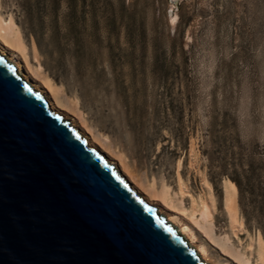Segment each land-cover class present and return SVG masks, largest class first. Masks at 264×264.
<instances>
[{
	"label": "rangeland",
	"instance_id": "obj_1",
	"mask_svg": "<svg viewBox=\"0 0 264 264\" xmlns=\"http://www.w3.org/2000/svg\"><path fill=\"white\" fill-rule=\"evenodd\" d=\"M0 14L19 27L32 78L42 85L40 64L62 87L61 103L77 101V124L137 181L165 183L177 198L181 177L188 215L193 200L211 196L212 238L161 204L210 259L247 264L240 251L260 263L264 0H0ZM226 192L240 223L230 221Z\"/></svg>",
	"mask_w": 264,
	"mask_h": 264
},
{
	"label": "water",
	"instance_id": "obj_2",
	"mask_svg": "<svg viewBox=\"0 0 264 264\" xmlns=\"http://www.w3.org/2000/svg\"><path fill=\"white\" fill-rule=\"evenodd\" d=\"M157 209L0 53V264H204Z\"/></svg>",
	"mask_w": 264,
	"mask_h": 264
},
{
	"label": "bare ground",
	"instance_id": "obj_3",
	"mask_svg": "<svg viewBox=\"0 0 264 264\" xmlns=\"http://www.w3.org/2000/svg\"><path fill=\"white\" fill-rule=\"evenodd\" d=\"M175 21L176 16H171V22L174 23ZM0 53L14 63L16 70L20 72L25 80L31 83L34 89L42 93L51 110L63 115L65 119H69L70 124L75 127L82 136H84L87 145L100 151L101 154H103L108 160V162L113 164L115 168H117V170L126 178L133 189H135L147 202H149L151 205H155L158 208V212L163 214L166 220L177 228L178 232L184 236V238L192 247H194L195 252L199 254L204 262L207 264H231L221 260L210 259L206 245L203 242L197 241V237L193 229L187 225V223H185L181 217L178 216L179 214L176 215L175 213H164L163 206L161 207L162 204L170 210L176 211L185 216L187 215L188 219H190L191 222L196 225L199 224L198 222H200L203 225V232L212 238L211 235L213 234L212 220L214 205L212 203L211 196L200 200L199 202L193 200L191 204V212L188 215V211L183 205V199L186 192L183 188L184 185L181 177L178 180L179 191L177 192V198L173 196L170 188L165 183L157 184L156 181L150 180L147 186H144L139 181H137L126 167L122 156H114L102 141L95 138V136L91 133L90 129L85 126V124H77L75 117L79 116L81 118V114L77 107V101L73 99L69 100L70 106L65 107V105L62 104L58 99V94L62 92V87L60 85L54 84L50 77L41 74L43 69L40 64H37L36 71L38 74H40V76H42V85L38 84L32 78L36 77L37 74L31 72V70L28 68V46L22 36V33L11 16L4 18L1 14ZM19 56L26 61L28 67L23 65ZM112 157L116 158L117 161H115ZM224 204L230 221L234 224L240 223V220L238 219L237 203L231 193H225ZM195 216H198V219H195ZM220 239L224 242L227 240L226 237ZM259 252L261 254L263 253V247H259ZM237 254L239 257L243 258L247 264H250V258L245 253L237 251ZM256 264H264V257L262 255L260 256V263L256 262Z\"/></svg>",
	"mask_w": 264,
	"mask_h": 264
}]
</instances>
